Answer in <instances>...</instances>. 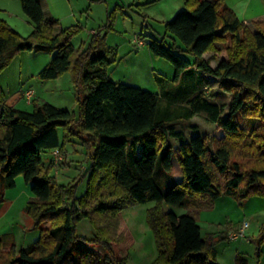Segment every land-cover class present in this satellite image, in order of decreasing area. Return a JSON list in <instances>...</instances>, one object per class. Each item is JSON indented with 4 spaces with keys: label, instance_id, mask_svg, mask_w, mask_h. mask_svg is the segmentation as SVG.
Returning a JSON list of instances; mask_svg holds the SVG:
<instances>
[{
    "label": "trees",
    "instance_id": "1",
    "mask_svg": "<svg viewBox=\"0 0 264 264\" xmlns=\"http://www.w3.org/2000/svg\"><path fill=\"white\" fill-rule=\"evenodd\" d=\"M19 2L33 28L23 36L0 19V72L22 50L49 51L51 59L38 76L53 79L71 70L80 109L73 117L65 108L32 98L34 107L28 111L6 104L0 92V202L21 175L33 195L25 212L39 228L37 240L19 249L0 236V264H124L133 234L121 209L145 201L155 202L147 211L158 250L155 264H216L212 239L201 235L198 210L212 207L221 195L239 203L252 194L264 195V21L255 22L252 31L224 0H184L164 23V35L172 42L165 37L146 42L173 66L170 81L155 76L159 92H154L112 80L107 73L117 54L105 42L115 9L102 25L103 35L95 32L87 44L75 47L71 39L81 30L79 24L55 31L58 20L44 17L38 0ZM221 46L227 58L213 66L214 56L204 54ZM209 77L231 94L225 114L222 104L205 95ZM195 115L217 124L223 135L186 138L175 129ZM246 119L257 120L251 135L243 125ZM75 136L86 146L90 162L79 208L69 189L49 176L52 149L66 156L65 142ZM249 136L259 142L251 150ZM239 149L253 152L256 163L245 166L234 158ZM43 151L49 154L47 166ZM172 155L181 171L178 181L170 173ZM160 173L165 190L155 179ZM164 204L186 212L177 214ZM83 215L94 220V238L75 233V221ZM260 232L264 238V225Z\"/></svg>",
    "mask_w": 264,
    "mask_h": 264
},
{
    "label": "rangeland",
    "instance_id": "2",
    "mask_svg": "<svg viewBox=\"0 0 264 264\" xmlns=\"http://www.w3.org/2000/svg\"><path fill=\"white\" fill-rule=\"evenodd\" d=\"M80 1L85 0H77L76 3ZM96 1V4L92 6L91 20L88 24L89 27L95 28L104 21L105 15L104 4ZM106 2L111 8L116 2L126 6L132 4L134 8L126 10L127 15L119 13L116 30L111 31L107 36V44L117 49L115 60L107 67L108 75L112 80L159 92L155 76L159 75L170 81L173 66L166 59L155 56L147 48L146 42L150 37L157 39L165 37L166 42H172L171 37L164 35L163 21L165 18H170L173 11L183 4L184 0H106ZM9 3L12 11L20 9L19 0H10ZM150 24L154 29L150 28ZM81 31L72 39L75 46H78L79 40L85 37V32L81 33ZM137 38L142 41L141 44L138 43ZM183 55L192 60L191 55L186 53ZM211 55L214 58H210ZM51 56V52L35 48L18 52L0 72V92L5 98L16 95V98L22 99L17 108L31 111L34 107L31 102L33 94L30 96L29 103H26L24 94L26 88H31L34 90V99L37 103L47 101L56 107L69 110L73 117H77L80 109L77 98L78 88L71 70L53 79H42L38 76V72L50 61ZM204 56L211 59V65H215L220 58H227L226 50L222 46L219 51L206 52ZM205 95L210 100L222 104L223 114L226 113L231 94L223 92L218 87L216 79L209 77ZM238 118L243 122L240 116ZM256 124L255 119H246L243 123L249 135L256 128ZM174 127L176 130L183 131L186 138L193 133L207 138H219L223 135V131L217 124L209 123L196 115L187 122L175 124ZM256 138L252 139L249 136V143L253 146L249 145L250 150L259 143ZM172 143L177 142L172 139ZM64 148L66 156L62 154V159L55 161L52 156L53 166L49 170V176L54 177L58 185L69 189L72 195L70 200L74 199L76 207L79 208L88 182V177L84 173L90 163L86 156L87 149L77 136L65 142ZM253 154V152L250 154L248 151L239 149V153H235L236 156L233 157L248 166L256 163V157ZM41 157L47 166L48 152L43 151ZM170 173L174 177L181 176L175 157H173ZM155 179L161 189L167 188L164 185V174H158ZM220 179L221 177L218 176V180ZM15 183L14 187L8 188L7 196L4 195V200L0 202V236L5 235L4 242L8 244L13 242L15 248L19 249L37 240L39 228L33 226L31 218L25 212L29 196H33L29 185L24 182L21 175L16 177ZM14 196H16L15 200L12 199ZM67 199L65 195V200ZM241 203L232 195H221L214 201L212 207H203L198 210L197 221L201 235L207 240L212 239L210 253L213 252L216 264H264V238H261L260 232L264 225V195L252 194ZM154 205V201H145L127 205L121 209V214L133 234V241L126 250L124 264H155L158 260L155 238L147 222V211ZM164 205L166 209H171L177 214L186 212L184 207ZM243 221H248L249 224L243 235L232 238L231 233L238 231ZM46 225L48 220L41 224L42 227ZM75 233L86 239L94 238L97 233L94 220L90 216H81L75 221Z\"/></svg>",
    "mask_w": 264,
    "mask_h": 264
},
{
    "label": "crops",
    "instance_id": "3",
    "mask_svg": "<svg viewBox=\"0 0 264 264\" xmlns=\"http://www.w3.org/2000/svg\"><path fill=\"white\" fill-rule=\"evenodd\" d=\"M38 1L40 3L44 17H53L58 20V26L55 28V31H57L60 27H67V26L75 25V24L80 25L81 30H82L81 33L85 32V37L79 40V45L82 42L87 44L91 36L95 32H98L99 35L104 34V29L102 28V25L105 23L107 15L113 9H115V20L113 24V30H116L117 28L116 25L118 22L119 13L123 15H127L126 10L134 9L132 4H129L128 6H126L124 4H119L117 2L111 8L110 4L106 2V0H97V1L96 0H85V1H80V3L79 2L76 3L77 0L75 1L74 0L73 1L71 0H38ZM95 1L98 3L104 4L105 6L104 7V14H105L104 21L100 20L101 22L100 24L96 26V28L93 26H90V27L88 26L91 20L90 18L92 15V6L96 4ZM224 1L235 12L238 18L242 20L252 31L255 30L254 29L255 22L264 21V0H224ZM9 2L10 0H0V19L5 20L12 28H14L21 35L30 33L33 26L29 22L27 17L24 15L21 9V6L19 9L20 11L17 9L14 12L11 10L10 8L11 5H9L10 4ZM182 5L184 4H181L180 6H178V8H176L173 11V13L171 14V17L176 11L181 9ZM168 19L169 18H165V21ZM165 21H163V23H165ZM149 26L151 29H154L153 25L150 24ZM111 31L105 33V42H106L108 34ZM167 36L169 35L167 34ZM72 39H71V42H72ZM72 44L75 46L74 43ZM78 46H75V47H78ZM109 46H112V45H109ZM26 89H31V88H26ZM31 90L33 91V98H34L35 96L34 90L33 89ZM18 99L20 98H16V95H13L10 98H6V104H14L16 107H18L19 103H21V100H22V99L20 100ZM26 103H29V102L26 100ZM177 144L178 143L174 145L176 146ZM173 157L174 156L172 155L171 156L172 165H173ZM174 178L178 181L180 180L181 176L174 177ZM8 192H9V189H6L4 191V195L7 196ZM12 199L15 200L16 196H14ZM164 208H165V205H164Z\"/></svg>",
    "mask_w": 264,
    "mask_h": 264
},
{
    "label": "built area",
    "instance_id": "4",
    "mask_svg": "<svg viewBox=\"0 0 264 264\" xmlns=\"http://www.w3.org/2000/svg\"><path fill=\"white\" fill-rule=\"evenodd\" d=\"M137 40H138V43H139V44L142 43V41H141L140 39L137 38ZM24 94H25V96H26V97H25L26 100L29 102L30 96L33 94V91L30 90V89H26V90L24 91ZM52 156H53V158H54L55 161L62 159V154L59 153L57 149H52ZM248 225H249V224H248V221H243L242 224L240 225L238 231H234L233 233H231L230 236H231L232 238H235V237L238 236V235H243V232H244V230L248 227Z\"/></svg>",
    "mask_w": 264,
    "mask_h": 264
}]
</instances>
